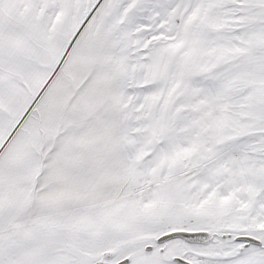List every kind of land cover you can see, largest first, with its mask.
<instances>
[{
  "label": "snow or ice",
  "instance_id": "obj_1",
  "mask_svg": "<svg viewBox=\"0 0 264 264\" xmlns=\"http://www.w3.org/2000/svg\"><path fill=\"white\" fill-rule=\"evenodd\" d=\"M0 264H264V0H0Z\"/></svg>",
  "mask_w": 264,
  "mask_h": 264
}]
</instances>
